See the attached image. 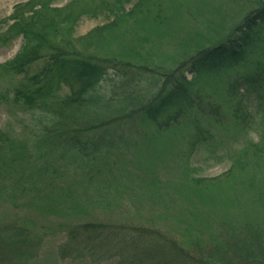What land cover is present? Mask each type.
<instances>
[{
	"label": "trees",
	"instance_id": "1",
	"mask_svg": "<svg viewBox=\"0 0 264 264\" xmlns=\"http://www.w3.org/2000/svg\"><path fill=\"white\" fill-rule=\"evenodd\" d=\"M132 1L135 3L127 8ZM171 1L177 3L178 0ZM51 2L29 0L16 5L6 22V31L0 36L2 47L18 38L22 41L13 60L0 65L2 77L19 78L11 98L1 96L0 101L10 98L14 104L28 110L35 109L42 115L39 120L41 128L33 129L30 141H34L35 147L29 154L22 144L0 132V174H16L19 178L15 191L27 193L32 189L18 184L24 176L21 165L31 159L42 160L34 164L37 166H34L33 177L40 183H48V191H42L50 194L52 186L49 181L56 174V170L53 171L55 159L59 158L65 169L74 166L85 176L86 168L93 170L92 162L100 155V148L110 147L113 130L124 125L123 120L131 121L138 116L133 110H126L139 106L143 113L141 120L157 127L151 132L155 135L171 132L180 124L190 130L191 136L187 139L185 151L178 155L182 159L176 166L182 184L176 183L171 192L175 199L198 204L203 209L190 221H176L177 228L183 225V232L169 231L161 238L156 231L138 230L126 225L99 222L73 225L64 231L66 238L57 250L58 258L86 260L94 264L114 258H119L118 264H187L179 257L184 254L190 256L196 247L200 250L198 246L207 243L212 252L206 260H199V264H264V228L252 224L250 219L236 224L233 219L239 218L237 207L234 213L227 214L229 209L222 212L229 217L221 214L216 218L213 215L215 200L200 197L203 192L217 193L231 188L245 194L255 192L256 199L264 196V167L257 163L264 158V114L256 116L258 125L263 128L257 132V142L248 140L245 129L253 123V115L236 114L230 125L220 124L224 134L220 141L212 140V135L195 127V123L192 126L185 121L195 99L200 101L206 89L217 91L225 73L240 71L250 50L263 43L264 6L247 14L229 35L220 38L216 44L208 39L191 43L193 55L191 52L183 54L170 72H154L159 82L153 85H157L158 90L147 104L142 105L137 98L127 100L126 97L122 101L124 107L113 117L99 116L95 111L99 109L98 103L108 106L114 93L110 84L116 87L121 86L125 79H128L127 83L134 81L133 77H127L130 71L146 63L140 54L145 47L174 39L176 35L167 31L166 22L173 17L170 12L177 6L168 9L165 0H69L63 8H52ZM84 17H102L106 23L84 37L75 38L76 28ZM189 53L192 56L186 59ZM40 60L44 61V66L39 73L27 77V69ZM254 68L250 75L241 78L242 83L263 93L264 68ZM110 69L114 71L112 77L107 75ZM188 76L191 78L187 79ZM63 87L68 92L60 96ZM199 101L197 106L201 110ZM241 139L243 145L235 147ZM204 147L213 154L220 153L228 158L229 169L221 177H192L190 159ZM172 154L167 152L164 156ZM144 170L147 171L146 168ZM93 175L97 177L96 172ZM92 181L89 178L85 183L91 185ZM4 191L5 187L0 183V197ZM56 196L41 200L47 204H33V200L27 206L45 215H84L80 198L71 188L62 189ZM152 197L160 200L155 195ZM205 207L209 211L204 210ZM8 223H0V264H30L40 252L42 238L34 236L27 224ZM189 229L196 233L191 235ZM169 235L180 242L170 240L169 245ZM165 242L166 250L156 247L164 246ZM173 245L180 247L181 254Z\"/></svg>",
	"mask_w": 264,
	"mask_h": 264
},
{
	"label": "rangeland",
	"instance_id": "2",
	"mask_svg": "<svg viewBox=\"0 0 264 264\" xmlns=\"http://www.w3.org/2000/svg\"><path fill=\"white\" fill-rule=\"evenodd\" d=\"M28 1L0 0V36L7 29L6 22L13 8ZM68 2L69 0H52L51 7L63 8ZM165 2L168 9L177 6L170 12L173 17H169L166 22L167 31L176 36L173 40L144 48V52L140 54L146 63L130 71L127 78L133 77V82L127 83L128 79H125L121 86L114 87L110 84L109 87L114 93L111 94L108 106L98 103L99 109L95 111L100 114L99 116L113 115L115 117L114 114H119L117 111L124 107L122 101L126 97L127 100L137 98L139 104H147L158 90V86L153 85L159 82L154 72H170L183 54L191 52L193 55L194 49L191 50L192 45L189 46L191 43H201L208 39L216 44L220 38L229 35L247 14L264 6V0H178L177 3L165 0ZM134 3L132 1L127 8ZM105 23L102 17L96 19L84 17L76 28L75 38L84 37ZM21 45V38H18L7 46H0V65L13 60ZM191 54L186 59L191 57ZM43 66L42 60L34 63L27 69L26 76L32 77L38 74ZM255 66L264 68V40L250 50L244 64H241L240 71L225 73L223 80L217 85V91L206 89L200 101L195 99L194 105L189 109L190 116L185 118V121L192 126L195 123V127L208 131L212 135V140L220 141L224 139L220 124L230 125L229 122L236 114L255 116L251 126L245 129L248 140L257 142L259 140L257 132L260 133L263 128L258 125L256 116L264 114V92L255 91L252 86L245 85L241 80L244 75H250L257 68H254ZM113 73L112 69L107 71L109 77H112ZM0 76V97L11 98L12 90L19 78L2 77V72ZM190 78L188 76L187 79ZM67 92V88L63 87L59 95L64 96ZM10 98L0 101V132L22 144L26 153L29 154L35 147L34 141H30L33 137V129L41 128L39 120L42 115L35 109L28 110L14 104ZM198 101L203 108L201 110L197 106ZM132 110L138 116L131 121L123 120L124 125L113 130L110 147L100 148V155H97L92 162L93 170L86 168L85 176L82 175V171L75 170L74 166L65 169L64 163L59 161V158L54 160L53 171L56 170V174L52 181H49L52 186L51 195L42 191H48L49 188L46 186L48 183H40L33 177L34 166H37L34 164L41 163L42 160L31 159L21 165L24 176L18 184H24L32 189L27 193L21 194L15 191L16 181L19 178L16 174H0V183L5 187L0 197V223L27 224L34 236L42 238L40 252L30 264H94L86 260L70 261L58 258L57 250L66 238L64 231L73 225L89 222L115 226L126 225L138 230L156 231L161 238L169 231L183 232L185 230L183 225L177 228L176 221H190L203 211L198 204L184 203L175 199L171 192V188L176 183L182 182L176 166L182 159L178 155L185 151L187 139L191 136L190 130L184 124H180L171 132L155 135L151 132L156 131L157 127H151V124L146 123L143 118L144 124L140 122L143 113L140 112L139 106L126 111ZM242 142L241 139L235 147L240 148L243 145ZM174 148L176 150L173 151ZM167 152H173V154L165 157ZM257 163L264 167V158ZM229 165L226 156L220 153L213 154L206 147L198 149L190 159L191 175L195 179L219 178L228 171ZM79 168L82 170V166ZM95 172L97 177L93 175ZM89 178L93 181L91 185H86L85 181ZM67 187L79 196V204L84 215L70 214L67 217L56 214L45 215L27 206L33 200V204H47L41 200L47 196H56ZM152 195L159 197L160 200L152 199ZM200 197L201 199L210 197L215 200L213 215L216 218H220L221 214L229 217L227 214L237 210L239 218L233 219L236 224L242 223L244 219H250L252 224L264 228V196L256 199L255 192L245 194L231 188L217 193L203 192L200 193ZM170 200L173 204H170ZM228 209L229 211H226ZM204 210L209 211V208L205 207ZM224 211L227 214L222 213ZM189 233L192 235L196 232L189 229ZM167 238L169 245H171L170 240L180 242L177 238H170V235ZM166 242L164 246L160 244L161 247L157 245L156 247L161 250L164 247L166 250ZM145 244L148 245L147 242ZM173 246L176 248L175 251L181 254L180 247ZM198 247L201 249L197 250L196 247L194 254L190 256L184 254L183 257H179L180 261L187 264H199V260H206L212 249L207 243ZM119 262V258H114L96 264H118Z\"/></svg>",
	"mask_w": 264,
	"mask_h": 264
}]
</instances>
